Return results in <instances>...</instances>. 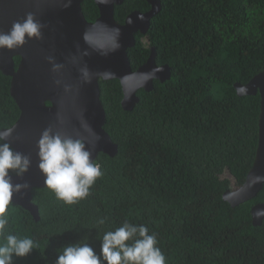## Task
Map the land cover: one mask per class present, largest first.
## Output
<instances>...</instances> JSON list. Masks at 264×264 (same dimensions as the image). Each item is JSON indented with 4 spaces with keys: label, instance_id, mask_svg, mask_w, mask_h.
Wrapping results in <instances>:
<instances>
[{
    "label": "trees",
    "instance_id": "1",
    "mask_svg": "<svg viewBox=\"0 0 264 264\" xmlns=\"http://www.w3.org/2000/svg\"><path fill=\"white\" fill-rule=\"evenodd\" d=\"M160 2L150 46L137 33L129 56L136 70L155 47L157 64L172 67L170 80L140 89L132 111L121 105L119 79L100 80L104 128L118 152L98 156L103 174L79 203L34 187L35 220L10 202L9 231L35 241L12 264H56L59 251L74 243L99 253L103 234L125 221L156 235L166 264H264V220L255 226L251 215L264 203V187L237 207L223 198L244 183L258 147L260 94L239 96L234 83L264 70V0ZM150 8L148 0H126L115 17L124 23L132 11ZM83 11L88 21L99 17L94 0H85ZM10 87L11 77L0 71V131L20 116Z\"/></svg>",
    "mask_w": 264,
    "mask_h": 264
},
{
    "label": "water",
    "instance_id": "2",
    "mask_svg": "<svg viewBox=\"0 0 264 264\" xmlns=\"http://www.w3.org/2000/svg\"><path fill=\"white\" fill-rule=\"evenodd\" d=\"M84 1L0 0V33L9 32L14 22L23 21L29 13L42 25L39 39H26L14 49L0 48V71L11 77L10 92L20 109L16 123L2 129L0 135H6V142L31 160L22 177L10 174L13 185H29L14 192L12 201L30 211L35 220H40V213L33 201V189L46 187L37 155V141L42 132L51 128L95 144L91 157L94 162L101 153L113 157L118 144L104 128L107 114L100 80L119 79L123 91L121 105L125 111H132L139 102L140 89L150 92L156 80L165 82L172 76L169 64H157L155 47H151L147 61L136 70L129 56V49L136 44V34L146 35L152 19L161 11L160 0H148L151 5L148 11H132L124 23L116 20L115 8L126 0H94L99 8L95 21L85 17ZM15 57H20L17 67ZM53 63L62 67L53 71ZM85 67L90 74L89 83H85L81 74ZM155 67H161L162 71L148 79L146 74ZM234 87L239 96L259 93L261 98L254 163L244 183L223 194L224 200L237 207L257 196L264 187V70L247 83L235 82ZM94 133L100 137L98 142ZM251 215L253 224L260 226L264 203L255 204Z\"/></svg>",
    "mask_w": 264,
    "mask_h": 264
},
{
    "label": "clouds",
    "instance_id": "3",
    "mask_svg": "<svg viewBox=\"0 0 264 264\" xmlns=\"http://www.w3.org/2000/svg\"><path fill=\"white\" fill-rule=\"evenodd\" d=\"M41 28L42 25L29 13L23 21L14 22L9 32L0 33V48L14 49L22 46L26 39H39ZM49 60L52 62V58ZM61 67L53 63V71ZM160 71L161 67H155L146 76L152 79ZM81 74L85 83H89L90 74L86 67L81 69ZM95 135L98 142L100 137ZM6 141L7 136L0 135V264H12L13 256L24 257L35 248L32 238H20L9 231L7 210L13 193L29 187L27 183L13 185L10 173L22 177L31 160ZM37 149L38 167L45 186L65 204L72 205L86 199L91 187L103 174L100 166L91 159L95 144H88L80 138L48 128L37 141ZM104 223V218L99 219L98 224ZM56 264H166V257L158 247L156 235L149 234L145 225L125 221L115 230L103 234L99 253L88 243L70 244L59 251Z\"/></svg>",
    "mask_w": 264,
    "mask_h": 264
},
{
    "label": "flooded vegetation",
    "instance_id": "4",
    "mask_svg": "<svg viewBox=\"0 0 264 264\" xmlns=\"http://www.w3.org/2000/svg\"><path fill=\"white\" fill-rule=\"evenodd\" d=\"M150 4V3H149ZM151 6V5H150ZM160 13V12H159ZM148 34V33H147ZM147 34L146 35H143V38H142V42H143V40L144 39H146V42L148 43V45L145 43V42H143V44H145V46H147V47H149L150 46V42L148 41V39H147ZM157 52V51H156ZM150 53H151V48H150V52H149V56H150ZM16 58V57H15ZM20 58V57H19ZM157 58V57H156ZM16 62V61H15ZM19 62H20V60H19ZM19 62H18V64H19ZM157 81H159V80H157ZM166 81H168V80H166ZM165 81V82H166ZM161 82V81H160ZM161 83H164V82H161Z\"/></svg>",
    "mask_w": 264,
    "mask_h": 264
},
{
    "label": "bare ground",
    "instance_id": "5",
    "mask_svg": "<svg viewBox=\"0 0 264 264\" xmlns=\"http://www.w3.org/2000/svg\"><path fill=\"white\" fill-rule=\"evenodd\" d=\"M118 6H120V5H118ZM116 7H117V6H116ZM115 10H116V8H115ZM257 195H258V194H257ZM255 197H256V196H255ZM252 199H253V198H252ZM248 201H249V200H248ZM258 203H259V202H258ZM256 204H257V203H256ZM254 205H255V204H254ZM254 205H253V206H254ZM253 206H252V207H253Z\"/></svg>",
    "mask_w": 264,
    "mask_h": 264
},
{
    "label": "rangeland",
    "instance_id": "6",
    "mask_svg": "<svg viewBox=\"0 0 264 264\" xmlns=\"http://www.w3.org/2000/svg\"><path fill=\"white\" fill-rule=\"evenodd\" d=\"M143 42H145L148 45V43L146 42V39H144Z\"/></svg>",
    "mask_w": 264,
    "mask_h": 264
}]
</instances>
